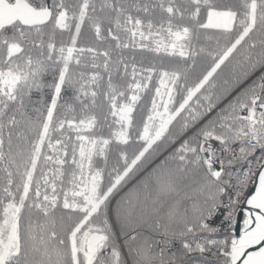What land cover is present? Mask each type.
I'll return each instance as SVG.
<instances>
[{"label":"snow or ice","instance_id":"obj_1","mask_svg":"<svg viewBox=\"0 0 264 264\" xmlns=\"http://www.w3.org/2000/svg\"><path fill=\"white\" fill-rule=\"evenodd\" d=\"M0 264H264V0H0Z\"/></svg>","mask_w":264,"mask_h":264}]
</instances>
